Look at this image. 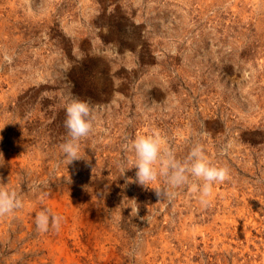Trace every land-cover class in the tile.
I'll return each instance as SVG.
<instances>
[{"label":"rangeland","instance_id":"1","mask_svg":"<svg viewBox=\"0 0 264 264\" xmlns=\"http://www.w3.org/2000/svg\"><path fill=\"white\" fill-rule=\"evenodd\" d=\"M70 94L93 127L65 166ZM0 127V184L23 201L0 264H264V0H0ZM153 132L228 168L207 206L137 182L132 141Z\"/></svg>","mask_w":264,"mask_h":264},{"label":"clouds","instance_id":"2","mask_svg":"<svg viewBox=\"0 0 264 264\" xmlns=\"http://www.w3.org/2000/svg\"><path fill=\"white\" fill-rule=\"evenodd\" d=\"M13 55L3 53V62L12 64ZM64 127L67 139L60 145L65 166L81 159L79 154L80 141L86 138L93 127V110L89 101L70 94L65 101ZM3 128V127H0ZM134 159L127 168H136L137 182L150 186L158 178H164L170 189L189 187L192 194H198L200 203L207 206L216 183H223L230 177L227 167L214 164L206 154L202 144H194L184 159H177L174 152L164 147V142L158 132L138 135L132 141ZM227 148L222 149L226 151ZM126 168H124L125 170ZM123 170V171H124ZM0 184V217L13 213L23 207L19 193ZM158 197L171 200L176 192L155 189ZM137 207L132 209L136 214ZM62 217L54 214L51 209L42 208L36 215L34 223L37 230L43 234L50 229L59 230Z\"/></svg>","mask_w":264,"mask_h":264},{"label":"bare ground","instance_id":"3","mask_svg":"<svg viewBox=\"0 0 264 264\" xmlns=\"http://www.w3.org/2000/svg\"><path fill=\"white\" fill-rule=\"evenodd\" d=\"M73 213V212H72ZM71 212H70V214H72Z\"/></svg>","mask_w":264,"mask_h":264}]
</instances>
